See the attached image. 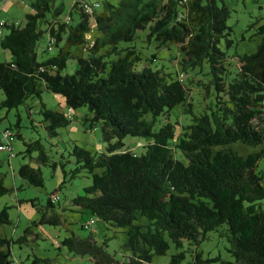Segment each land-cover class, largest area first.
<instances>
[{
    "label": "trees",
    "instance_id": "16d2710c",
    "mask_svg": "<svg viewBox=\"0 0 264 264\" xmlns=\"http://www.w3.org/2000/svg\"><path fill=\"white\" fill-rule=\"evenodd\" d=\"M53 1L33 2L24 25L0 22L8 29L1 47L11 53L9 61L0 62L2 107L13 109L31 98L41 99L44 91L62 96L66 111L42 103L50 137L71 124L70 109L72 114L89 109L92 117L86 121L92 128L101 125L108 146L100 153L75 146L77 167L70 173L64 169V176L70 177L62 184L89 173L92 185L73 199V205L92 215L83 229L90 230L97 219L127 234L121 258L92 234L62 243L96 264H152L172 243L180 248L187 242L198 249L209 233L220 232L235 259L228 264H264V25L255 52L229 56L224 48L234 45L230 10L218 0L99 2L93 15L73 6L68 21L59 18L63 7L52 11ZM75 10L80 16L73 25ZM45 33L50 35L47 49L57 47L58 53L40 61L37 47ZM144 42L156 51L178 50L183 72L154 69L151 65L160 57L158 52L144 54L139 46ZM71 61L77 67L69 74ZM192 89L211 97L198 111ZM178 106L182 110L174 114ZM6 131L22 138L12 129ZM128 136L151 141L137 153L126 148ZM25 145L27 153L39 152L38 165L49 164L40 140ZM240 147L253 151L244 155ZM18 174L28 186H44L39 167L24 164ZM8 192L0 179V197ZM58 201L56 192L48 208ZM140 218L148 223L137 224ZM40 222L57 226L61 218L45 214ZM9 223L4 208L0 226ZM29 231L18 241H25ZM11 244L0 238V264H18ZM184 258L185 251L179 252L171 263L181 264ZM195 259L192 264L219 257L203 259V252L196 251ZM42 262L51 264L39 257L33 261Z\"/></svg>",
    "mask_w": 264,
    "mask_h": 264
},
{
    "label": "rangeland",
    "instance_id": "374dc122",
    "mask_svg": "<svg viewBox=\"0 0 264 264\" xmlns=\"http://www.w3.org/2000/svg\"><path fill=\"white\" fill-rule=\"evenodd\" d=\"M35 1L0 0V22L24 25L26 14L31 11V5ZM90 1L100 2L102 5L106 2L117 5L120 2V0ZM75 2L76 0H54L52 11L63 7V12L59 18L65 19ZM218 5L220 7L225 5L230 10L228 25L232 29L231 38L234 40V45L230 49L224 48L227 54L233 56L255 52L262 38V35L259 34V27L264 25V0H218ZM51 16L53 13H48V17ZM73 16L74 19L71 24L76 25L80 16L77 10ZM7 33V27L0 26V62L11 59V53L1 47V38ZM49 40V33H45L38 44L37 53L40 61L58 53L57 47L50 51L47 49ZM139 46L144 47L140 50L147 55L158 52L160 59L151 65L154 69L164 67L167 72L174 74L176 71L183 72L180 65L182 56L178 50L156 51L154 45L150 46L145 42ZM76 67L77 64L71 61L66 72L72 74ZM186 76L189 77L187 74ZM192 91L195 109L198 111L208 104L211 97H204L203 91L198 89H192ZM4 99V94L0 91V140L3 133L8 129H12L14 133H20L22 138L17 135L10 141L13 147V157L10 150H0V179H2L4 186L9 189L6 195L0 197V210L7 208L10 219L9 224L0 226V238H6L12 243V254L18 264H34L35 257L49 259L51 264H96L89 255L72 251L69 246L62 243L65 238L73 236L88 238L93 235L98 244L107 242L108 251L117 258H121L125 252L126 230L114 229L97 219L90 230H85L82 226L92 215L88 211L73 205V199L85 194V188L92 185V176L84 171L78 177L62 184L65 179L70 177V174L64 176V169L70 173L77 167L76 158L72 155L75 146L94 153L106 150L108 143L103 140L101 125L92 128L90 121H86V117H92V114L87 107H82L73 110L72 122L68 127L60 128L58 136L50 137L49 132L45 129L42 103H45L49 109L66 111L68 108L62 96L44 91L41 99L31 98L26 104L13 109L2 107ZM181 110L182 107L178 106L173 112L178 114ZM180 118L183 123L189 121L185 115ZM171 121L176 122L175 115H172ZM17 123L20 124L19 129L16 127ZM36 140L41 141L42 147L49 157L48 165H38L36 158L39 152L33 151L31 154L26 152L25 143ZM150 141V138L128 136L124 143L126 148L137 153H143L145 151L144 146ZM115 142L116 140L111 141V143ZM239 149L244 155L253 151L247 147H240ZM24 164H32L36 168H41L45 181L43 187L28 186L21 179L18 171ZM56 192L60 201L54 208H48V200ZM45 214L48 216L58 214L61 223L57 226L42 224L40 221ZM136 223L144 225L148 223V220L147 218H140ZM27 230H30V234L25 241L19 242L18 240L25 236ZM228 248L229 243L225 236H221L220 232H211L198 249L189 246L187 242H185L184 247L180 248L172 243L165 255L154 256L152 264H172L173 255L182 251H185V258L181 264H192L196 260V251L203 252V259L219 257V260L205 264H228V262L235 261L231 253L228 252ZM41 264L46 263L42 262Z\"/></svg>",
    "mask_w": 264,
    "mask_h": 264
},
{
    "label": "built area",
    "instance_id": "2783aa9c",
    "mask_svg": "<svg viewBox=\"0 0 264 264\" xmlns=\"http://www.w3.org/2000/svg\"><path fill=\"white\" fill-rule=\"evenodd\" d=\"M73 6H77L79 8H81L84 13L89 14V15H93L96 10H98L100 8V3L99 2H90L89 0H76V2L74 3ZM70 19V17H66V21H68ZM3 23V22H2ZM51 43H54V41H51ZM68 115L71 117L72 114V110L70 109L68 112ZM12 132L10 131H5L3 133L2 139H1V145H0V150L1 151H6V150H10L12 156L13 154V148L11 146L10 141L13 139L12 136Z\"/></svg>",
    "mask_w": 264,
    "mask_h": 264
}]
</instances>
